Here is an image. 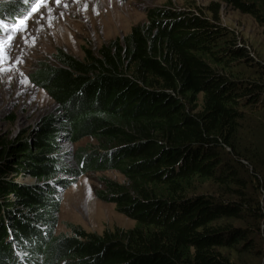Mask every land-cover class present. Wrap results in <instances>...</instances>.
Segmentation results:
<instances>
[{
	"label": "trees",
	"instance_id": "16d2710c",
	"mask_svg": "<svg viewBox=\"0 0 264 264\" xmlns=\"http://www.w3.org/2000/svg\"><path fill=\"white\" fill-rule=\"evenodd\" d=\"M222 3L264 26V0L154 6L146 23L83 59L60 51L59 65L40 64L35 82L60 114L0 150V261L12 253V228L42 249L43 264H264V62L219 21ZM64 128L73 142L95 140L85 161L86 149L70 166L59 155ZM108 169L127 188L111 185L106 199L135 226L53 237L50 182Z\"/></svg>",
	"mask_w": 264,
	"mask_h": 264
},
{
	"label": "rangeland",
	"instance_id": "374dc122",
	"mask_svg": "<svg viewBox=\"0 0 264 264\" xmlns=\"http://www.w3.org/2000/svg\"><path fill=\"white\" fill-rule=\"evenodd\" d=\"M69 1L60 0V3L56 4L54 0H47V4L31 14L28 19L22 18L27 24L24 30L9 35L10 40L8 37L2 39L5 50H8L12 43L13 48L4 54V63L0 66L4 69L0 71V150L7 147L10 142L35 138L44 121L60 114L59 105L35 82L37 68L42 66L40 64L59 65L56 56L60 51L83 59L88 49H98L112 39L129 34L132 27L146 23L147 10L153 6L169 5L200 12L199 9L205 11L206 6L216 2V0H76L70 2L69 8L59 7ZM1 2L7 0H0ZM22 3L28 10L29 4L25 5L24 0L20 2ZM221 5L219 21L237 32L239 40L250 48L253 58L264 62V26L231 6L223 3ZM69 16L72 17L63 24L56 22ZM201 101L202 96L199 97V102ZM56 125L59 127L57 123ZM59 142L62 149L59 155L64 156L69 166L73 163L77 150L91 149L96 144L90 137L73 142L65 128L59 132ZM15 181L26 185L36 184L35 179L22 176H18ZM59 183L65 186L57 188L53 197L58 205V210L52 214L55 218L53 237H72L78 228L99 238L114 237L135 226L134 219L123 213L117 202L106 199L111 192L109 188L111 185L127 188L126 177L121 171L108 169L89 171L80 176L68 174L61 176ZM4 242L11 248L7 239H4ZM19 244L29 248L26 242ZM38 250L42 251L39 246L21 254L13 251L15 255L12 262L7 258L13 254L0 262L17 264L19 256H24L28 258L26 264H43L42 254L34 255Z\"/></svg>",
	"mask_w": 264,
	"mask_h": 264
},
{
	"label": "snow or ice",
	"instance_id": "6c2138e0",
	"mask_svg": "<svg viewBox=\"0 0 264 264\" xmlns=\"http://www.w3.org/2000/svg\"><path fill=\"white\" fill-rule=\"evenodd\" d=\"M54 2L56 4L60 3V0H54ZM25 4L29 3V0H24ZM47 4V0H35V3L32 5L31 7V12H37L38 9L42 6V5H46ZM51 11V9H49V12ZM11 27L14 31H20L23 30V28L25 27L24 24V20L20 19L18 20L16 23L12 24V25H7L4 23L3 20H0V32H6L8 31V28ZM8 39L10 40L11 37H8ZM4 41H0V66L3 65L4 63ZM10 51V49H9ZM4 69L2 67H0V71H3Z\"/></svg>",
	"mask_w": 264,
	"mask_h": 264
},
{
	"label": "bare ground",
	"instance_id": "6f19581e",
	"mask_svg": "<svg viewBox=\"0 0 264 264\" xmlns=\"http://www.w3.org/2000/svg\"><path fill=\"white\" fill-rule=\"evenodd\" d=\"M72 1H76V0H70L69 2H65V3H62L59 7L60 8H64V7H66V8H69V5H70V2H72ZM20 7H21V9L23 10V11H25L26 10V8L27 7H25V6H23V3L22 4H20L19 5ZM27 6H28V4H27ZM27 11V10H26ZM77 12H78V10H77ZM80 14V13H79ZM70 17H72V16H69V17H67V18H64L63 20H56V22H59L60 24H63V22L64 21H66L68 18H70ZM74 17V16H73ZM79 18V17H78ZM81 19V18H80ZM84 19V18H83ZM68 22V21H67ZM84 22V21H83ZM55 24H58V23H55ZM71 24V23H70ZM87 24V23H86ZM110 25V24H109ZM72 28V27H71ZM51 32V31H50ZM6 38V37H5ZM2 41V40H1ZM35 50V49H34ZM9 262H12V258L10 259L9 258ZM7 262H5L4 264H6Z\"/></svg>",
	"mask_w": 264,
	"mask_h": 264
},
{
	"label": "clouds",
	"instance_id": "9594fccd",
	"mask_svg": "<svg viewBox=\"0 0 264 264\" xmlns=\"http://www.w3.org/2000/svg\"><path fill=\"white\" fill-rule=\"evenodd\" d=\"M7 1H8V0H7ZM153 7H154V6H153ZM86 150H87V149H86ZM109 150H112V149H109ZM114 150H116V149H114ZM105 156H111V155H105ZM81 158H82V157H81ZM80 161H81V159H80ZM80 161H79V162H80ZM52 182H55V181H52ZM56 183H57V182H56ZM56 189H57V188H56ZM58 189H59V188H58ZM24 246H25V245H24ZM36 246H37V245H36ZM36 246L29 247V248L25 246L26 248L24 249V251H26V250H28V249H30V248H31V250H32V249L36 248ZM11 248L13 249L12 245H11ZM12 253H13V250H12ZM12 253H11V254H12ZM11 254H10V255H11ZM40 254H41V253H40ZM38 255H39V253H38ZM9 258H10V257H9ZM9 258H7V259H9ZM41 259H42V261H43V258H41Z\"/></svg>",
	"mask_w": 264,
	"mask_h": 264
}]
</instances>
